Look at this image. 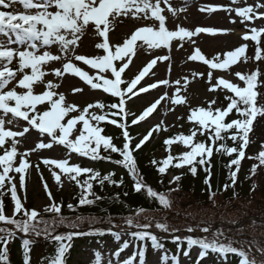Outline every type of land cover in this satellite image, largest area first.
<instances>
[{
	"label": "rangeland",
	"instance_id": "374dc122",
	"mask_svg": "<svg viewBox=\"0 0 264 264\" xmlns=\"http://www.w3.org/2000/svg\"><path fill=\"white\" fill-rule=\"evenodd\" d=\"M86 2L92 5L94 0H86ZM220 2H215L218 5L213 7L217 9L220 7L216 12H221L224 18H229L231 12L225 11L227 7L220 5ZM228 4H232L234 8L253 7L257 13H264V7H256L264 4V0H238L235 3L230 0ZM194 6L204 9L206 3L203 0H182L180 3H175L174 0H95V6L88 13L87 19L98 21L97 26L90 21L88 25H81V31L77 34L64 33L62 30V34L68 40L66 48L57 41H53L49 46H41L42 41H33L39 51L31 59L24 60H19L18 54L25 50L32 51L28 46L29 42H17L11 30H7V35L0 32V51L10 50L17 53L10 61L6 57H0V76H3L0 77V106L6 108L8 105L15 106L17 114L21 116L29 113L31 115L29 123L38 117L43 120L54 119L60 112V104L62 107L75 109L68 112L62 119V124H66L70 118L79 114L82 116L83 112L92 119V114L110 112L106 108L97 107V105H105V99L111 96L110 93L103 92L102 88H92L102 85L114 96L121 98L119 100L118 97L111 96L112 101L116 98L120 101V112L124 122L128 127H134L135 143L137 145L148 143L152 150L150 156L161 164L170 155L174 157L173 165L179 163L178 158L191 149L181 143L168 145L166 141L196 131L194 143L204 142V138L209 136V133L200 135L199 126L189 121L192 110L201 107L208 109L213 100L216 103L211 104V108L220 109L218 95L228 91L218 84L219 79L241 88L245 86L236 74L250 75L256 72L257 68L246 61L252 40H244L243 36L246 34L251 36L250 29L254 26L259 30L264 29V19H257L253 24L241 18L238 27L230 25L227 30L228 35L221 34L217 26L209 27L205 22L193 21L188 9ZM0 11L19 14L26 12L24 5L18 2L7 9L0 7ZM28 11L30 15L37 14V9ZM48 11L55 12L56 9L49 8ZM206 11L211 10H203ZM212 15L214 14L208 13L205 16L211 18ZM38 28L42 29V26ZM201 28L211 31L199 32L183 40L173 39L177 33L172 31L184 29L196 33L197 29ZM262 37L264 35L259 39ZM214 42L221 43L220 49L211 47ZM105 44L111 48L110 57L104 52ZM97 45H100V48ZM241 46H246V52L238 63L226 69L210 68V62H216L218 67L222 66L219 62H223L226 54ZM197 51L202 56L196 53ZM121 57L124 59L121 60ZM217 57L219 61L215 59ZM204 58L210 61L209 64L202 61ZM29 64L33 67L29 68ZM113 69L124 70L122 81L118 82L114 79ZM136 84L140 85L133 98L130 92ZM213 88L215 90H211ZM257 91L258 100L260 98L262 100L263 81ZM49 99L56 101L51 112L46 111L51 110L50 104L42 103ZM27 104L37 105L35 109L25 107L23 111H19L22 105ZM0 119H4L5 131H12L11 134L18 133L15 137L6 138L5 144L0 147V156L4 155L5 150L11 151L15 144L16 156L13 158L12 168L19 167L21 160L29 164L24 173L23 189L19 181L21 174L14 170L8 173L11 183L16 185L17 196L24 207L29 210L35 209L41 215L45 214L44 209L49 206L50 201L44 183H47L58 204H63L66 198L67 203L73 205L75 189L72 187L71 179L53 165L46 166L43 160L66 159L69 165L73 166L77 161L91 159L71 152L65 146L55 143L52 138L47 140L45 135H39V132L26 120L14 117L11 113L5 114L2 109H0ZM107 119L115 120L112 116H108ZM91 123L96 124L95 121ZM81 129L82 124L74 125L69 140H73ZM64 131L67 132V129ZM9 134L4 133V135ZM40 143H51L52 147L41 149L38 146ZM260 150L264 151V146ZM5 166H0V174L3 173ZM174 168L170 166L166 171L173 183L174 174L171 169ZM181 171L182 168L179 169V172ZM53 172L60 176L61 185L54 180ZM9 188L10 184L6 179L0 192L3 193L5 215L12 217L14 201L11 199ZM6 199L9 205H6ZM0 227L14 229V225H4L2 222ZM113 231L123 233L119 241L110 233H106L107 238H101L100 235L95 238H85L79 247L78 243H73L72 247L78 250L74 254L72 251L69 252L70 249L68 250L65 257L66 264H124L125 260L133 257V264H174V256L175 264H232L230 257L220 253L208 252L209 254L201 258L202 250L198 245H194L189 252L183 251L178 244L179 248L174 253L163 248L155 250L151 246L147 255L143 250L142 241L129 235V230L122 228L120 231ZM150 231L155 232V229ZM88 232L90 230L84 231V233ZM203 236L213 239L215 234L210 232ZM177 237L173 238L177 239ZM177 240L179 241L180 237ZM217 240L223 243L221 238ZM125 242L128 243L127 248H123ZM118 250L120 251L117 257L115 254ZM141 252L145 254L143 257L140 255ZM184 252H188V255L185 256ZM247 257L250 259L249 256Z\"/></svg>",
	"mask_w": 264,
	"mask_h": 264
},
{
	"label": "snow or ice",
	"instance_id": "6c2138e0",
	"mask_svg": "<svg viewBox=\"0 0 264 264\" xmlns=\"http://www.w3.org/2000/svg\"><path fill=\"white\" fill-rule=\"evenodd\" d=\"M21 3L24 5L26 10L25 13L19 14L15 12L8 11H0V32L7 35V30H11V33L15 34L17 42H29L28 46L32 51L25 50L22 53H19V60L31 59L35 56L36 52L39 51V48L33 41H42L41 46H49L53 41L59 42L65 48L68 46L67 37L62 34V30L64 33H73L77 34L81 31V25H88L89 22H93L96 26L98 21L96 20H88L87 15L91 11L92 7L95 6V0L92 5H89L86 0H0V7L2 8H10L13 3ZM233 2H238V0H233ZM264 7V4H259L256 6ZM49 8H55V12H49ZM37 9L36 15H30L28 10ZM215 10V9H212ZM237 15L242 17L245 20H252L254 17L257 19H264V13H257L253 7H247L245 9L237 10ZM38 26H42L38 28ZM98 29V27H97ZM211 31L207 29H197L196 33L186 31L184 29H180L179 31H172L177 33L173 39H181L183 40L185 37L191 38L193 35L198 34L199 32ZM252 35H244V40L251 39L252 41H256L259 44V37L264 35V29L258 30L257 28L250 29ZM215 34V33H213ZM76 43V41H74ZM170 45V43H169ZM100 48V45H97ZM246 46H241L235 49L234 51L228 52L225 56L223 62H219L222 66H216V62H210L205 58L202 60L204 63H211V67L213 69H226L231 65H234L239 62L241 57L245 56ZM196 53H199L197 51ZM13 51H0V57H6L9 61L13 58ZM201 55V54H200ZM202 56V55H201ZM193 57V56H192ZM260 54L259 49L257 50V55L255 59L259 60ZM88 59V58H83ZM96 59V58H92ZM121 60L124 57L120 58ZM219 61V58H215ZM114 63V62H113ZM29 68L33 67L32 64L28 65ZM118 70V69H117ZM74 75L77 73L72 72ZM240 80H242L245 84L243 88L228 82L224 79H219L218 84L222 86L223 89H226L228 92L232 93L233 96H226L225 99L229 100L227 107L225 109H216L213 110L211 108V104H215L216 101L213 100L208 109L203 107L194 109L189 116V121L199 126L200 135H204L205 132L209 133L208 139L212 141V144L215 145L217 141H224L225 139H230L233 141L234 145L238 146H227L226 143H221L219 147L216 149L218 152H222L227 155L235 154L236 158L232 159L229 165L231 168L232 165L236 166L237 171L239 170V166L241 164V160L245 157V149L249 144V133L252 131V126L254 121L258 116H264V106H258L257 98H258V77L260 76L259 71L253 72L250 75H242L240 73L236 74ZM3 77V76H0ZM80 77V76H79ZM82 80L83 78L80 77ZM86 83L88 81L84 80ZM91 85V84H90ZM92 87V85H91ZM137 87V85H136ZM93 89L102 88L103 92L110 93L113 97L112 92L107 91L102 85L98 87H92ZM135 88H133L134 91ZM211 90H215L214 88ZM43 95V94H40ZM48 102L50 104L51 110H46L51 112L52 106L56 102L53 99L44 100L42 103ZM37 104H27L22 105L19 111H23L25 107L29 109H35ZM97 107L103 109L105 107L110 109H118L117 112L111 113V115H119L120 114V104L112 103L109 105H97ZM0 109L3 110L5 114L11 113L14 117L20 118L22 120H26L29 123V113L27 115L21 116L17 114V110L14 107H3L0 106ZM73 108H65L60 104V112L53 119L50 118L48 120H43L42 118H37L29 123L33 128H35L41 134H47L49 137L55 141V143L59 145H63L66 148L70 149L71 152L77 153L81 157H88L93 161L96 160H111V155L102 156L100 153V149L103 148L105 153H118L122 156V159H117L114 161L115 164L121 165L123 164L130 173L133 175V179L136 181L134 184V190L136 192H140L142 189H146L147 195L149 197L155 198L159 201L160 205L164 208L170 207V201L166 198V195L157 193L151 187H147L141 180L136 179L135 173V161L133 160L132 152L135 150L131 147L129 139L127 136H124L125 143L123 147L120 148L116 144L113 143V138L107 136L103 133V128L99 125L102 122H107L111 124H117V121H110L107 119L108 113L105 114H92V119H89V115L83 112V115L79 114L76 117L70 118L66 124H62V119L68 114L69 111H74ZM235 110L237 115L240 117L238 119L232 120L231 122H225V119L229 114H231ZM75 121V123H72ZM91 121H95L96 124L93 125ZM82 124V129L78 130V135L73 139L69 140V135L73 131L74 125ZM87 125V126H86ZM118 126V125H117ZM67 129V132L64 130ZM234 130V131H231ZM57 131L59 135H56ZM4 133H10L9 135H4ZM12 131L4 130V119H0V147L5 144L6 138L15 137L18 133L11 134ZM223 133H230L227 137L222 135ZM197 135L196 131H192L190 135H179V138H172L166 141L168 145H172L173 143H181L186 148H190L191 150L185 152L181 157H179V163L172 164L174 157L171 155L168 159L162 162L163 166L158 169L159 173L163 174L167 171V168L170 166L173 167H184L191 166L190 171L192 175H196L197 167L199 164L201 166L208 164V157H210L213 153V147L210 145H206L203 142H195L194 139ZM39 148H51L52 144L48 143H40ZM140 145H136L135 148H139ZM16 156V148L15 144L11 151L5 150L4 155L0 156V166L6 165L3 168V173L0 174V189L4 187L6 179L9 181L11 192V199L14 201V214L12 217H8L4 212V204L2 201L3 193L0 192V222L4 225H14V229H9L7 227H0V243L4 245L2 251H0V264H8V252H7V243L11 241L17 233H22L27 236H45L47 238H54L55 241L59 242L58 247V255L54 264H66L65 257L66 253L70 249L71 245L63 243V241L68 240L71 241L74 236H82V235H92L93 233H82V232H69L67 235L56 234L52 237V233L57 226H67L70 228H76L77 224L75 221H68V218L62 214V204H58L55 201V198L52 196L50 189L48 188L47 183H44V189L46 194L49 197L50 204L48 207L44 209L45 213H53L55 214L52 219H45L40 212L35 209H26L22 204L20 198L17 196L16 185L11 183V178L8 176L10 171H15L20 173L19 181L20 187L23 189L25 187V171L28 169L29 164L21 160L19 167L15 169L12 168L13 158ZM199 158V159H197ZM261 164H264V151H261L257 157ZM43 163L47 165H53L56 169L61 170L64 174L68 175V178L71 180L76 179V176L91 173V176L88 180L83 181V184H80L77 181L78 185L81 187V194L79 198V206L84 205H92L95 201H99L102 199L101 196L96 194L93 191L92 180H97L101 189L103 190V186L105 181L109 184H116L117 182L112 179L111 175H101L99 172H95L91 169L81 168L80 166H70L68 160H55V159H45ZM39 166H37L38 168ZM205 171H208L205 169ZM253 172H255V168H253ZM75 174V175H72ZM54 180L58 185H61L60 176L53 172ZM210 178V177H209ZM43 179V177H42ZM232 184H235L236 181V172L231 174ZM175 181H179L180 177H175ZM123 183V180L119 182ZM205 183L208 184V179L205 180ZM119 186V184H117ZM231 185L226 184L225 190ZM210 187V185H209ZM127 195V193H125ZM92 197V199H89ZM70 210H75L72 204L67 206ZM82 217H77V220H82ZM127 225L129 227H135L138 230L134 232L128 233L133 236L138 241L150 240L153 248L155 250H159L163 247V245L159 242V239L156 235L147 231L150 227L149 224L139 225L135 224L132 217L127 219ZM156 227L162 232H168L169 227L166 223H157ZM188 232L194 231L191 227L187 229ZM200 231L204 233L210 232L209 227H203ZM109 232L113 237L119 241L120 236L123 233L115 232L109 229ZM97 235H103L102 231H98L95 233ZM217 235H222L221 233H217ZM179 239V237H177ZM188 245L191 247L192 245H199L201 248L200 257L203 258L207 255L208 251L211 250L213 253L224 254H238L241 259V264H255L254 260H249L247 254L243 250H237L232 247L231 242L228 244H224L219 242L217 239L208 240L207 238L203 239H193L192 237H188L187 239ZM31 241L30 239L23 240V248L25 251L30 247ZM128 243L125 242L123 248H127ZM122 250V249H120ZM115 254L117 257L119 256V251ZM143 257L145 254L143 252L140 253ZM184 255L187 256L188 252H184ZM133 258H129L124 261V264H133ZM176 257H173V262L175 264ZM25 264H28L26 261Z\"/></svg>",
	"mask_w": 264,
	"mask_h": 264
},
{
	"label": "trees",
	"instance_id": "16d2710c",
	"mask_svg": "<svg viewBox=\"0 0 264 264\" xmlns=\"http://www.w3.org/2000/svg\"><path fill=\"white\" fill-rule=\"evenodd\" d=\"M258 49L261 57L259 60L255 59ZM248 53L246 61L256 67L260 73L258 77V86L260 87L261 82L264 83V37L259 39V44L252 41ZM226 96L231 97L233 94L226 92L218 95L220 109H225L230 102L225 99ZM111 99L113 98H106L105 105L118 103L117 100L112 101ZM257 104L258 106H264V98L262 100L257 98ZM105 108L107 111L114 110ZM238 118L240 117L233 110L226 117L225 122H231ZM116 120V125L101 123L99 126L104 130L102 134L112 137L113 143L120 148L125 143L123 135L128 137L131 147L135 149L132 155L135 161L136 179L141 180L147 187H151L157 193L166 195V198L170 201V207L164 208L157 199L149 197L146 189L136 192L134 190L136 181L133 179L132 173L123 164L117 165L114 163L115 160L122 159L121 156L118 153H105L101 148V155H111V160L77 161L73 166L78 165L81 168L91 169L101 175H111L117 183L109 184L105 181L102 190L98 181L92 180L93 191L102 199L95 201L92 205L79 206L81 187L77 181L83 184V181L89 179L91 173L76 176V179L71 180L72 187L75 189L73 203L75 210H70L67 207L69 204L65 198L62 204V214L68 218V221H75L77 227L57 226L52 233V237L56 234L67 235L69 232L84 233V231L90 230L93 233L92 235L74 236L71 240L72 243H78L77 246L79 247L83 244L85 238L97 237L95 233L98 231H102L104 234L100 236L105 238L107 236L105 234L109 233L108 226H122L130 230L137 229L127 225V219L132 217L135 224L141 226L149 224L150 227L147 231L150 232V230L155 229L163 237L178 233H198V237L192 238L211 240L209 237H204L202 235L204 232L200 231L203 227H209L210 232L221 238L224 244L231 242L232 247L243 250L249 256L250 261L254 260L256 264H264V164H261L257 158V154L261 152L260 148L264 146V116H258L253 123L252 131L249 133V144L245 149V157L241 160L238 171L235 165L229 168L231 160L236 158L235 154L230 156L216 150L221 143H226L229 147L238 146V144L234 145L232 140L225 139L224 141H217L213 145L207 136L204 138L203 143L213 147L212 155L207 158L208 164L203 166L197 164L195 176L190 171L191 166L171 169L174 178L180 177V180H174V183L170 181L166 172L159 173L158 169L163 165L150 156L152 150L148 143L140 145L138 149L135 148L137 144L134 139V127L125 126L121 118ZM123 126H125V129H123ZM229 134L223 133L222 135L227 137ZM180 168H182L181 172H179ZM253 168H255V172H253ZM205 169L208 171H205ZM233 172H236L234 185L231 179ZM121 179L123 180L122 184L119 183ZM206 179H208V184L205 183ZM226 184L231 185L227 190H225ZM89 199H92V197H89ZM5 202L6 205H9L7 199ZM42 215L45 219L50 220L55 214L45 213ZM77 217L83 219L77 220ZM157 223H166L169 231H160L156 227ZM189 227L194 231L188 232ZM221 232L222 235H217ZM188 237L189 235L180 237L183 241V251H188L191 248L187 243ZM24 239H30L31 241L27 251L23 248ZM158 239L163 248L172 253L179 244V241L175 238ZM71 241L65 240L63 243L69 244ZM143 242L146 251H149L152 246L151 241L144 240ZM58 247L59 242L55 241L54 238L27 236L17 233L7 243L8 264H25L26 261L28 264H54L58 255ZM3 248L4 245L0 243V251ZM77 250L75 247L72 248V254ZM208 252L212 253L211 250ZM225 255L230 257L232 264H239L242 259L238 254L229 253Z\"/></svg>",
	"mask_w": 264,
	"mask_h": 264
},
{
	"label": "bare ground",
	"instance_id": "6f19581e",
	"mask_svg": "<svg viewBox=\"0 0 264 264\" xmlns=\"http://www.w3.org/2000/svg\"><path fill=\"white\" fill-rule=\"evenodd\" d=\"M181 1L182 0H174L175 3H180ZM217 1H219V2L222 1V3L220 2V5H223V6L225 5V7H227L225 9V11L231 12L232 15L229 18H224L222 16L221 12H216L218 9H220V7H218V9L216 7H213V6L218 5V3L217 4L215 3ZM203 2L206 3V6H204V9H201L198 6H194L190 9H188L190 15L193 18V21L194 22H205V24H207L209 27L210 26H217V28L219 27L218 28L220 30L219 32H221V34H225V35H228L227 30H228V27L230 25H235L238 27L241 24V18L242 17L237 15V10L247 8V6L240 7V8H234L232 6V4H228V2H230V0H203ZM206 8L210 9L211 11L203 12V10H207ZM212 9H215V10H212ZM208 13H213L214 15H212L211 18H209V17L205 16ZM248 21L254 24L257 21V18L254 17L252 20H248ZM252 28L258 29V27H256V26H254ZM193 45L196 46L197 44L193 43ZM220 45H221L220 42H214L211 44V47L216 48V49H220ZM196 47H198V46H196ZM136 85H137V87H136ZM136 85L134 86V88H135L134 91L132 88V90L130 92V95L133 98L136 96V92H137L136 89L139 87L140 84H136ZM39 135H45V138L47 140L51 139V137H49L47 134L39 133ZM56 135H59L58 131H57Z\"/></svg>",
	"mask_w": 264,
	"mask_h": 264
}]
</instances>
